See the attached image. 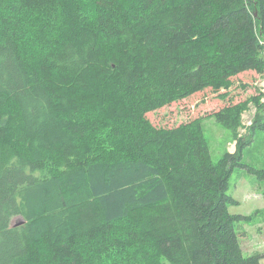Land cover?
<instances>
[{
  "label": "trees",
  "instance_id": "16d2710c",
  "mask_svg": "<svg viewBox=\"0 0 264 264\" xmlns=\"http://www.w3.org/2000/svg\"><path fill=\"white\" fill-rule=\"evenodd\" d=\"M249 71L264 0H0V264H260L227 189L264 168L243 143L213 160L199 118L148 117Z\"/></svg>",
  "mask_w": 264,
  "mask_h": 264
},
{
  "label": "rangeland",
  "instance_id": "374dc122",
  "mask_svg": "<svg viewBox=\"0 0 264 264\" xmlns=\"http://www.w3.org/2000/svg\"><path fill=\"white\" fill-rule=\"evenodd\" d=\"M219 95L207 88L156 112H149L148 117L160 126H173L199 118L213 160H217L225 151L235 152L243 143L241 162L264 168V73H241L233 77L231 94L224 99ZM231 98L234 102L247 101L236 125L218 123L207 115ZM263 192V179H258L244 167L233 168L227 193L235 199V204L229 205L228 210L245 216L236 224L245 255L264 252ZM18 219L19 216L13 217L11 225ZM259 263L264 264V255H261Z\"/></svg>",
  "mask_w": 264,
  "mask_h": 264
},
{
  "label": "water",
  "instance_id": "95a60500",
  "mask_svg": "<svg viewBox=\"0 0 264 264\" xmlns=\"http://www.w3.org/2000/svg\"><path fill=\"white\" fill-rule=\"evenodd\" d=\"M22 222H23V219H22L21 217H19L18 222L14 223V224H12V225H19V224H21Z\"/></svg>",
  "mask_w": 264,
  "mask_h": 264
}]
</instances>
